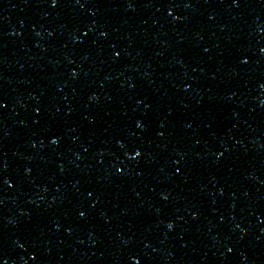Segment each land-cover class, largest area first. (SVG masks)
<instances>
[{
  "label": "water",
  "instance_id": "1",
  "mask_svg": "<svg viewBox=\"0 0 264 264\" xmlns=\"http://www.w3.org/2000/svg\"><path fill=\"white\" fill-rule=\"evenodd\" d=\"M0 264H264V0H0Z\"/></svg>",
  "mask_w": 264,
  "mask_h": 264
}]
</instances>
